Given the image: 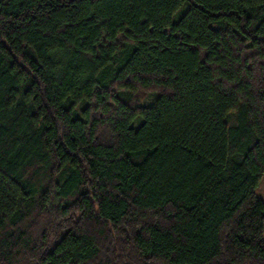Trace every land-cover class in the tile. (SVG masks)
<instances>
[{
    "label": "trees",
    "instance_id": "trees-1",
    "mask_svg": "<svg viewBox=\"0 0 264 264\" xmlns=\"http://www.w3.org/2000/svg\"><path fill=\"white\" fill-rule=\"evenodd\" d=\"M264 0H0V264H264Z\"/></svg>",
    "mask_w": 264,
    "mask_h": 264
},
{
    "label": "rangeland",
    "instance_id": "rangeland-1",
    "mask_svg": "<svg viewBox=\"0 0 264 264\" xmlns=\"http://www.w3.org/2000/svg\"><path fill=\"white\" fill-rule=\"evenodd\" d=\"M256 194L260 200L264 203V176L262 177L258 187L256 188Z\"/></svg>",
    "mask_w": 264,
    "mask_h": 264
}]
</instances>
